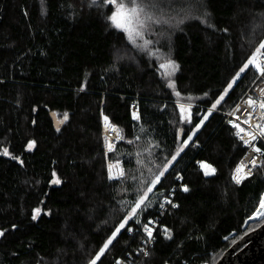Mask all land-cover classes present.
Segmentation results:
<instances>
[{
  "label": "trees",
  "instance_id": "1",
  "mask_svg": "<svg viewBox=\"0 0 264 264\" xmlns=\"http://www.w3.org/2000/svg\"><path fill=\"white\" fill-rule=\"evenodd\" d=\"M190 2L172 0L173 7L165 8L175 29L164 30V43L156 46L163 53L171 49L180 65L176 82L182 96L195 97V119L197 109L210 107L204 94L215 99L264 40V0H205L214 28L196 19L177 23L176 9ZM114 10L90 0H0V150L8 147L23 160L0 156V229L7 230L0 238V264H88L128 209L122 198L133 200L136 186L180 147L178 101L158 74L159 60L136 50L111 26L107 17ZM255 75L241 74L223 111L206 121L196 144L166 173L163 187L149 193L156 205L179 185V174L190 189L178 193V209L161 218L173 238L159 230L150 256L136 258L139 264H217L234 238L264 224L248 223L264 195V170L240 185L233 181L246 151L224 115L260 84L253 83ZM133 103L142 115L139 122L131 117ZM101 111L122 131L109 159L123 163L126 183L106 179ZM33 139L37 145L29 151ZM199 160L216 175L206 177ZM53 171L64 183H50ZM36 208L42 212L32 220ZM49 210L52 215L44 214ZM156 210L145 216L154 219ZM140 245L139 233L123 235L106 250L102 264L127 261Z\"/></svg>",
  "mask_w": 264,
  "mask_h": 264
},
{
  "label": "snow or ice",
  "instance_id": "2",
  "mask_svg": "<svg viewBox=\"0 0 264 264\" xmlns=\"http://www.w3.org/2000/svg\"><path fill=\"white\" fill-rule=\"evenodd\" d=\"M90 3L93 6L98 3L114 6L115 10L107 17V20L111 22V26L125 33L127 39L135 44L138 51L150 56H156L159 60L158 70H162L164 86L169 90V94L174 95L178 101L176 104L178 108V120L175 129V137L177 141L180 142V147L176 149L174 154H171L170 159L165 157L166 162L163 167L153 173L150 179L144 180L142 186L139 184L136 186L133 193V200L130 202L123 201L122 198V203L127 204L128 209L121 217L118 225L114 227L111 234L104 241L99 251L88 262V264H98L99 261L102 264L101 258L105 256L106 250H108L114 242L119 243V239L122 238L123 235L131 234L134 231L141 236L142 247L137 250V254L142 253L145 257L150 256L149 245L154 243L159 234L158 221L148 218L145 216V213L153 207H158L161 211H164L166 210V206L177 208L179 205L175 204L172 199L176 191L175 188L170 189L169 194L164 195L162 197V202H158L156 205H154L149 198V193H153V190L157 189L158 185L163 187L162 180L167 179L166 173H169V169L174 170V163L177 162L180 154L184 152L190 144H196L194 137H196L197 133L204 127L206 121H208L214 113L223 111L224 104L228 103L231 99L230 92L233 90L234 85L239 86L238 82L242 83L241 74H246L248 71L258 74L254 77V84L256 81L261 82L255 88L249 89V92L253 94L246 93L241 97V102L247 106L248 116L242 122H238V117L236 119L233 118L237 112L241 111V105L239 103L235 104L231 111L224 113L227 117L226 125L230 126L232 130H235V137L242 143L241 150H250L253 153L249 171L241 174L243 168L246 167V165L242 164L236 168V174L233 176V179H235L237 184H241L254 174L253 170H264V40L259 41L258 46H256L254 51L247 57L246 62L238 67V71L234 72L232 78L226 83V87L217 94L215 99L209 97L208 93L204 94V97L207 98L210 103V107L203 111L197 109L194 119L193 104L191 101L194 100L195 97L191 95L182 96V92L179 90L176 82L175 74L180 71V65L170 55L171 49L169 53H163L161 49L156 46L158 41L154 42L149 38L152 25L166 22L167 19H174L173 17H169L168 12L165 11V8L171 9L173 7L172 0H167V3H162L161 0H129L128 3H125L124 0H90ZM176 11L180 16L179 23H183L185 19H196L207 27L214 28V25L210 23L209 20L211 12L208 10L205 0H192L186 7L181 5ZM194 13L195 15H193ZM223 31L228 32V29L225 28ZM157 53H159V56H157ZM254 95L256 98H254ZM132 108V119L137 122L141 121L142 115L137 105H132ZM101 116L104 131L108 132L111 130L112 132H116L117 129L112 123V118L104 114L103 111H101ZM68 118V114H65L64 119L67 120ZM33 123H35V121H33ZM241 123L247 125V128L241 127ZM185 126L189 127L188 132H185ZM59 130L58 128L57 131ZM140 139V136L135 137V141H139ZM104 141L107 152L114 151V145L107 135L104 136ZM135 141L129 140L128 143L132 144L135 143ZM36 145V140H29L26 145L27 150H33ZM197 146L199 145L197 144ZM156 147H159V145H156ZM137 155H139V153ZM0 156L9 157L12 160H19V162L23 164V160L12 154L8 147H4L0 150ZM201 167L205 175H212L215 173V168L211 164L201 163ZM112 169L113 166L109 164L107 166V180L120 183L127 182L129 177L125 175L123 169L120 170L118 176L113 175ZM51 175L52 179L50 183L54 185H61L64 183L55 171H53ZM131 179L136 181L137 177L133 175ZM175 179L177 181H182L183 176L177 175ZM181 190L185 193L190 191L187 184H181ZM41 212V208L34 209V214L31 219H38ZM44 214L49 216L52 215L50 210ZM142 216L144 217L143 220L141 219ZM248 220L264 221V196L260 198L259 207L248 217ZM133 225L136 226L135 229ZM260 226V224H257L255 227L248 229L243 235L239 236L238 240L243 241L244 236L248 235L251 231H255L256 228ZM15 227L16 226L13 225V228ZM6 231L7 230L0 229V238L6 237ZM162 232L165 239L171 240L173 238L171 230L166 226L162 229ZM233 235L235 236V234ZM225 239H228V237H225ZM238 240L234 238L232 240L233 245L237 244ZM245 246L246 242L242 247ZM116 264H125V261L117 260Z\"/></svg>",
  "mask_w": 264,
  "mask_h": 264
},
{
  "label": "built area",
  "instance_id": "3",
  "mask_svg": "<svg viewBox=\"0 0 264 264\" xmlns=\"http://www.w3.org/2000/svg\"><path fill=\"white\" fill-rule=\"evenodd\" d=\"M260 83H261V82H260ZM255 87H256V86L254 85L253 88H255ZM247 94H253V93H250V92L248 91ZM254 98H256L255 95H254ZM239 104L241 105V111H240V112H237L233 118L236 119V118L238 117V118H239L238 122H242V121L248 116V110H247V106L244 105L241 101L239 102ZM132 105H137V104L133 103ZM132 105H131V111L133 110ZM137 107H138V106H137ZM224 115H225V114H224ZM225 118L227 119L226 116H225ZM226 119H225V120H226ZM225 122H226V121H225ZM253 122H254V121H253ZM113 125H114V124H113ZM114 126H115L116 129H117L116 132H112L111 130H109L108 132H105V131H104V128L102 127V132H103V148H104V151H105L106 154H111V153L114 152V151H112V152H107L106 144H105V141H104V136H105V135H107V136L109 137L110 141L113 143V145H114V150L117 148V146L120 144V142H121L122 139H123L122 131H121L116 125H114ZM241 127H245V128H247V125L241 123ZM237 139H238V138H237ZM258 146H259V145H258ZM252 158H253V153H252L250 150H249V151H246V153L244 154L242 160L239 162V164H238V166H237V167H239V166L242 165V164H243V165H246V167L243 168L241 174L247 173V172L249 171V169L251 168L250 161H251ZM109 164H111V165L113 166V169H112V171H113V175L118 176L119 173H120V170L123 169V163H122V162H114V161H110V160H108V165H109ZM196 165H198L199 167L201 166V162H200V160L196 162ZM123 170H124V169H123ZM235 170H236V169H235ZM255 171H256V170H253L254 173H255ZM215 173H216V171H215ZM215 173L212 174V175H207V176H208V177L214 176ZM235 174H236V172L234 171L233 176H234ZM179 175H181V174H179ZM181 176H183V175H181ZM252 176H253V175H252ZM252 176H251V177H252ZM249 178H250V177H249ZM175 180H176V179H175ZM233 180H234V182L236 183L235 179H233ZM176 181H177V180H176ZM178 184H179L178 186H177V184H176V185H173V187H172V188H175V189H176L175 194H174V196L172 197V199H173V201H174L175 204H178V205H179V203H178L177 200H176V195H177L178 193H183V194L185 193V192H183V191L181 190V184H185V182H184V177H183V180H182V181H178ZM236 184H237V183H236ZM238 185H240V184H238ZM168 194H169V193H168ZM168 194H167V195H168ZM263 196H264V195H263ZM158 202H162V198H161ZM156 209H157V210H156V213H157V214H156V216H155V218H154L153 220L158 221V230H162V229H163V224H162L161 218H164L166 215H168V214H169L170 212H172L173 210L178 209V207H177V208H172V207L166 206V210H164V211H161L158 207H156ZM156 241H157V238H156V240L154 241L153 244L149 245V251L154 247ZM140 247H142V244L140 245ZM140 247H139V248H140ZM139 248H138V249H139ZM138 249H137V250H138ZM137 250H136L134 253H130L131 255L128 256V260L125 261V264H139V263H140V260H138V259H136V258H137V257H145V256H144L142 253L137 254Z\"/></svg>",
  "mask_w": 264,
  "mask_h": 264
},
{
  "label": "water",
  "instance_id": "4",
  "mask_svg": "<svg viewBox=\"0 0 264 264\" xmlns=\"http://www.w3.org/2000/svg\"><path fill=\"white\" fill-rule=\"evenodd\" d=\"M217 264H264V224L233 245Z\"/></svg>",
  "mask_w": 264,
  "mask_h": 264
},
{
  "label": "rangeland",
  "instance_id": "5",
  "mask_svg": "<svg viewBox=\"0 0 264 264\" xmlns=\"http://www.w3.org/2000/svg\"><path fill=\"white\" fill-rule=\"evenodd\" d=\"M124 2L125 3H128L129 2V0H124ZM161 2L162 3H166L167 2V0H161ZM170 17V16H169ZM162 19H164V18H162ZM189 19H185L184 20V22L183 23H179V22H177V23H179V25L180 26H182V25H184L187 21H188ZM178 26V25H177ZM171 29H175V24L173 23V19H167L166 20V22H163V23H159V24H154V25H152V28H151V34H150V36H149V38L151 39V40H153L154 42L155 41H158V44H157V46H159V44H160V42L161 43H164V41H163V38H164V35H165V33H164V30H167V31H169V30H171ZM133 46H135V44H133L132 42H130ZM135 48H136V46H135ZM136 50H137V48H136ZM158 74H159V76L161 77V79H162V70H158ZM177 74V73H176ZM176 74H175V77H176ZM163 80V79H162ZM62 118V117H61ZM118 147V146H117ZM117 149V148H116ZM115 149V150H116ZM114 150V151H115ZM113 153V152H112ZM111 153V154H112ZM111 154H106L105 153V157H106V160H107V166H108V160H110L109 159V157H110V155ZM111 161V160H110ZM114 162H121V161H114ZM157 196V195H156ZM155 196V197H156ZM158 197V196H157Z\"/></svg>",
  "mask_w": 264,
  "mask_h": 264
},
{
  "label": "crops",
  "instance_id": "6",
  "mask_svg": "<svg viewBox=\"0 0 264 264\" xmlns=\"http://www.w3.org/2000/svg\"><path fill=\"white\" fill-rule=\"evenodd\" d=\"M202 163V162H201ZM200 168L202 169V171H203V173H204V170H203V168L200 166ZM215 171H216V169H215ZM215 175H216V173H215ZM206 177H208L207 175H205ZM212 177V176H211ZM234 181V180H233Z\"/></svg>",
  "mask_w": 264,
  "mask_h": 264
}]
</instances>
